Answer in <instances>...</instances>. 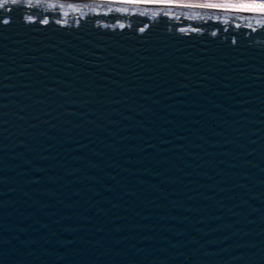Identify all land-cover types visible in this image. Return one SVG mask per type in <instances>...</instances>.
Returning a JSON list of instances; mask_svg holds the SVG:
<instances>
[{
	"label": "water",
	"instance_id": "1",
	"mask_svg": "<svg viewBox=\"0 0 264 264\" xmlns=\"http://www.w3.org/2000/svg\"><path fill=\"white\" fill-rule=\"evenodd\" d=\"M0 264H264V15L0 0Z\"/></svg>",
	"mask_w": 264,
	"mask_h": 264
},
{
	"label": "bare ground",
	"instance_id": "2",
	"mask_svg": "<svg viewBox=\"0 0 264 264\" xmlns=\"http://www.w3.org/2000/svg\"><path fill=\"white\" fill-rule=\"evenodd\" d=\"M108 4L172 6L264 15V0H75Z\"/></svg>",
	"mask_w": 264,
	"mask_h": 264
}]
</instances>
